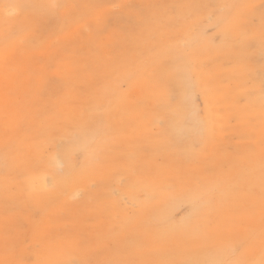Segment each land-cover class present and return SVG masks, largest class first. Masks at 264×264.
I'll list each match as a JSON object with an SVG mask.
<instances>
[{
    "label": "rangeland",
    "instance_id": "rangeland-1",
    "mask_svg": "<svg viewBox=\"0 0 264 264\" xmlns=\"http://www.w3.org/2000/svg\"><path fill=\"white\" fill-rule=\"evenodd\" d=\"M19 2L0 264H264V0Z\"/></svg>",
    "mask_w": 264,
    "mask_h": 264
},
{
    "label": "bare ground",
    "instance_id": "bare-ground-1",
    "mask_svg": "<svg viewBox=\"0 0 264 264\" xmlns=\"http://www.w3.org/2000/svg\"><path fill=\"white\" fill-rule=\"evenodd\" d=\"M4 2H8V8L10 11H20L22 9V5L21 3L19 2V0H4ZM5 11V8L3 7L1 12ZM70 37L73 39V40H78L80 35H79V32L77 31H74L70 34ZM2 49V46L0 44V50ZM8 68L6 66H3L0 68V82L4 81L6 76V72H7ZM34 153V154H33ZM32 153V160L33 161V164H32V169H31V172L33 173V175H37L38 176V181L40 183V176L41 175H45L46 173V167H47V164L45 162V160L43 159V156L42 154L43 153H35L33 152ZM38 184V182H36ZM77 193V191H76Z\"/></svg>",
    "mask_w": 264,
    "mask_h": 264
}]
</instances>
